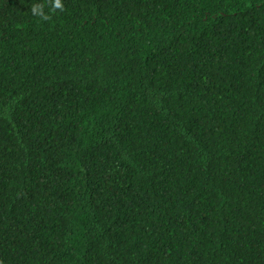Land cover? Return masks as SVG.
Masks as SVG:
<instances>
[{"label": "trees", "instance_id": "1", "mask_svg": "<svg viewBox=\"0 0 264 264\" xmlns=\"http://www.w3.org/2000/svg\"><path fill=\"white\" fill-rule=\"evenodd\" d=\"M59 2L0 0V264H264V0Z\"/></svg>", "mask_w": 264, "mask_h": 264}, {"label": "clouds", "instance_id": "2", "mask_svg": "<svg viewBox=\"0 0 264 264\" xmlns=\"http://www.w3.org/2000/svg\"><path fill=\"white\" fill-rule=\"evenodd\" d=\"M55 5H56V7H60L61 6L59 0H55ZM33 11L36 12L37 8H34Z\"/></svg>", "mask_w": 264, "mask_h": 264}]
</instances>
